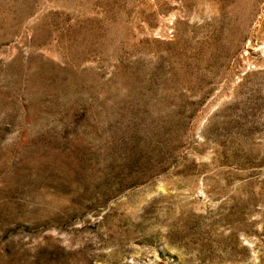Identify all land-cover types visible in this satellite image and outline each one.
Instances as JSON below:
<instances>
[{"label":"rangeland","instance_id":"rangeland-1","mask_svg":"<svg viewBox=\"0 0 264 264\" xmlns=\"http://www.w3.org/2000/svg\"><path fill=\"white\" fill-rule=\"evenodd\" d=\"M0 264H264V0H0Z\"/></svg>","mask_w":264,"mask_h":264}]
</instances>
